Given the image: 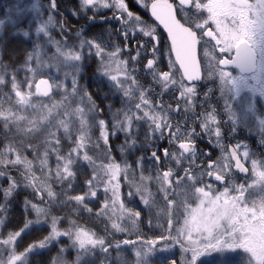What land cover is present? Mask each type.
<instances>
[{"label": "snow or ice", "instance_id": "obj_1", "mask_svg": "<svg viewBox=\"0 0 264 264\" xmlns=\"http://www.w3.org/2000/svg\"><path fill=\"white\" fill-rule=\"evenodd\" d=\"M0 264H264V0H3Z\"/></svg>", "mask_w": 264, "mask_h": 264}, {"label": "trees", "instance_id": "obj_2", "mask_svg": "<svg viewBox=\"0 0 264 264\" xmlns=\"http://www.w3.org/2000/svg\"><path fill=\"white\" fill-rule=\"evenodd\" d=\"M3 2V0H0V3H2Z\"/></svg>", "mask_w": 264, "mask_h": 264}]
</instances>
